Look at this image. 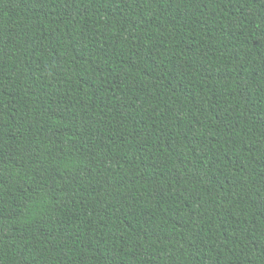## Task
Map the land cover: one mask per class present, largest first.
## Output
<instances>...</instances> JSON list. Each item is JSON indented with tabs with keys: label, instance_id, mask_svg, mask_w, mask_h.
I'll list each match as a JSON object with an SVG mask.
<instances>
[{
	"label": "trees",
	"instance_id": "1",
	"mask_svg": "<svg viewBox=\"0 0 264 264\" xmlns=\"http://www.w3.org/2000/svg\"><path fill=\"white\" fill-rule=\"evenodd\" d=\"M0 264H264V0H0Z\"/></svg>",
	"mask_w": 264,
	"mask_h": 264
}]
</instances>
